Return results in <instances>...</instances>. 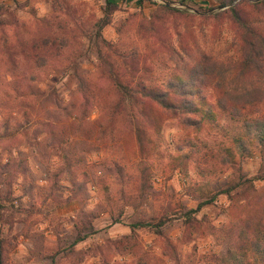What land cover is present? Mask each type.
<instances>
[{"label":"rangeland","instance_id":"374dc122","mask_svg":"<svg viewBox=\"0 0 264 264\" xmlns=\"http://www.w3.org/2000/svg\"><path fill=\"white\" fill-rule=\"evenodd\" d=\"M236 1L114 0L100 25L104 0H0V264H264L234 241L264 199V152L239 155L235 142L264 100L198 124L153 104L156 121H141L112 80L162 84L170 48L198 49L211 102L264 95V67L242 71L232 20L210 14ZM252 1L240 0L264 31V2ZM238 173L251 190L217 192Z\"/></svg>","mask_w":264,"mask_h":264},{"label":"trees","instance_id":"16d2710c","mask_svg":"<svg viewBox=\"0 0 264 264\" xmlns=\"http://www.w3.org/2000/svg\"><path fill=\"white\" fill-rule=\"evenodd\" d=\"M180 1L182 2L183 0ZM227 1L229 0H220L222 4ZM257 2H264V0H255L251 4ZM227 5L225 9L216 10L210 14L224 15L226 13L232 20L234 24L233 34L241 55L239 67L244 72L252 73L261 66L264 67V31L256 27L250 17H248L246 11L242 8L243 4L240 0L228 3ZM114 6V0H104L103 15L99 18L100 25L109 21V14ZM161 7L163 9H171L168 8L167 4H162ZM40 36L42 40L48 41L46 34ZM3 42L6 44L5 40ZM32 44L35 45V43ZM181 52L183 55L174 48L168 50V56L173 61L174 69L172 74L162 83L164 86L161 83L152 82L144 78L132 80V78L123 79L119 75L112 76V80L119 91V100L117 102L133 103L141 121H156V115L153 114L155 110L152 106L154 104L161 109H171L174 114H180L181 121L198 124L202 121H215L218 109L221 111L230 110L233 114L240 115L241 109H243L246 102H248L247 104H251L255 98L257 101L260 99L264 100V95L256 96L253 90L246 89L237 93H231L232 95L230 93L219 94L216 96L214 103L211 102L208 96L201 91V77L197 75V71L194 69L196 66L200 67L203 64L202 62L209 60V57L198 49H196V53H194V50L190 52L187 49H181ZM188 61H191L192 67L187 65ZM193 72L195 75H193ZM80 84L82 85V80L79 77ZM227 100L231 102L227 104ZM241 100H243V103L238 105L237 102ZM135 120L138 121L136 117ZM241 121L247 141L242 137L235 139L236 145L239 148L238 154L263 153L264 113L244 115L241 117ZM237 163V157L231 158V165L238 166ZM237 180V183H227L224 187H219L217 192H225L229 198L233 199V196L230 195V190L235 184L242 185L241 190L246 191L254 187L252 180L242 174H237ZM261 194H264V191ZM210 199H212V195L209 197ZM258 200L259 198L254 201L252 210L248 209L247 213L239 217V221L234 223L235 226L232 225L235 227L234 231H236L234 233V235L236 234L234 241L236 240L235 242H237V250L242 254L249 245H252L254 250L264 258V246H261V239L263 238L264 240V199L256 202ZM202 202L205 201H199L194 209L198 208ZM192 210L188 208L185 212ZM143 224L146 223L135 221L130 222L128 225L132 230L135 226ZM82 238L83 235H80L76 237V240Z\"/></svg>","mask_w":264,"mask_h":264},{"label":"water","instance_id":"95a60500","mask_svg":"<svg viewBox=\"0 0 264 264\" xmlns=\"http://www.w3.org/2000/svg\"><path fill=\"white\" fill-rule=\"evenodd\" d=\"M233 2V1H232Z\"/></svg>","mask_w":264,"mask_h":264}]
</instances>
